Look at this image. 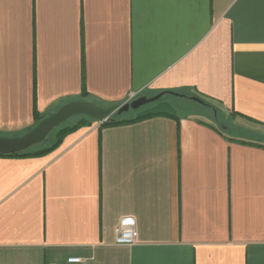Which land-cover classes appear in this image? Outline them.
I'll return each instance as SVG.
<instances>
[{
    "label": "crops",
    "instance_id": "0c3cea01",
    "mask_svg": "<svg viewBox=\"0 0 264 264\" xmlns=\"http://www.w3.org/2000/svg\"><path fill=\"white\" fill-rule=\"evenodd\" d=\"M161 91L211 115L147 109L0 156V264H264V0H0V135Z\"/></svg>",
    "mask_w": 264,
    "mask_h": 264
},
{
    "label": "water",
    "instance_id": "95a60500",
    "mask_svg": "<svg viewBox=\"0 0 264 264\" xmlns=\"http://www.w3.org/2000/svg\"><path fill=\"white\" fill-rule=\"evenodd\" d=\"M165 93L183 96V94L176 91H161L150 97L140 95L122 104H111L108 106H101L88 100L66 102L53 113L40 119L30 130L23 134L12 137L0 135V153L11 154L20 152L42 142L55 127L72 116L86 115L98 122H103L112 117V115H121L125 111L135 110L148 102L155 101ZM190 98L196 102L204 103L197 96L193 95Z\"/></svg>",
    "mask_w": 264,
    "mask_h": 264
},
{
    "label": "trees",
    "instance_id": "16d2710c",
    "mask_svg": "<svg viewBox=\"0 0 264 264\" xmlns=\"http://www.w3.org/2000/svg\"><path fill=\"white\" fill-rule=\"evenodd\" d=\"M87 91L83 89L82 95H86ZM183 94V97H189L192 96L190 93H181ZM207 105V101H204ZM36 114V118L38 121L43 118V116L38 115L36 111H34ZM155 114H161V112H140V113H134L130 116H122V115H112V117L108 118L106 121H103L100 123V127L104 126H113V125H120V124H126L131 123L135 121H139L142 119H145L147 117H150ZM93 121H96L95 119L88 117L86 115H76L74 116V120L67 122V120L63 123H61L59 126L55 127L52 132L51 141H48V138L43 140L42 142L26 149L20 152L11 153V154H2L0 153V156H17V157H34V156H41L49 153L53 149H55L63 140V138L75 131L76 129L90 125ZM213 126V125H212ZM50 132V133H51Z\"/></svg>",
    "mask_w": 264,
    "mask_h": 264
},
{
    "label": "rangeland",
    "instance_id": "374dc122",
    "mask_svg": "<svg viewBox=\"0 0 264 264\" xmlns=\"http://www.w3.org/2000/svg\"><path fill=\"white\" fill-rule=\"evenodd\" d=\"M150 96H153V95H149V97ZM82 100H88V101H91V102L97 104V102L94 99H92L88 96L84 97V99H82ZM147 109L166 110V111L174 112L177 115H184V114H187L188 112H191L193 110H196V111L199 110V111H205L211 115L210 110L205 105H202V104L192 100L189 97L177 96V95H174L171 93H165L162 96H160L157 100L152 101V102H148V103L140 106L139 108H137L135 110L125 111L121 115L122 116H130L134 113H140V112H143ZM218 119H219L218 123L221 124L220 126L229 124L227 119L221 114L218 115ZM72 120H74V116L67 119V122H70ZM223 130L227 133L233 132L232 129H223ZM25 132H23V133H25ZM23 133H20V135ZM52 135H53L52 132L48 134V136H47L48 141L52 140L51 139Z\"/></svg>",
    "mask_w": 264,
    "mask_h": 264
},
{
    "label": "built area",
    "instance_id": "2783aa9c",
    "mask_svg": "<svg viewBox=\"0 0 264 264\" xmlns=\"http://www.w3.org/2000/svg\"><path fill=\"white\" fill-rule=\"evenodd\" d=\"M134 98V94L131 93L128 101ZM138 231L136 228V221L133 217H123L119 220L115 227V242L118 244L132 245L136 242ZM80 258L70 257L68 261L78 262Z\"/></svg>",
    "mask_w": 264,
    "mask_h": 264
}]
</instances>
